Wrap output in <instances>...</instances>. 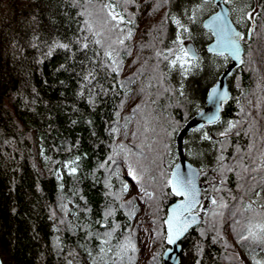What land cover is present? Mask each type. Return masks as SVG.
<instances>
[{"label":"trees","instance_id":"trees-1","mask_svg":"<svg viewBox=\"0 0 264 264\" xmlns=\"http://www.w3.org/2000/svg\"><path fill=\"white\" fill-rule=\"evenodd\" d=\"M84 2L85 0H78L79 4ZM92 2L100 3L103 0ZM156 2L157 0H137V4L141 6L138 14L134 5L129 6V12L136 14L138 27L134 28L133 39L126 42L130 46L131 55L122 53L123 77L118 79L127 83L131 78L135 83L126 91L99 97L93 109L86 98L76 95L79 81L75 72L79 68L72 71V64L69 62V70L56 71L58 65L65 62L62 50L55 51L50 57H41L36 49L26 48L25 52H20L12 44L16 40L19 47H25L21 38L27 40L33 30L39 32L43 39H47L46 32L58 38L79 35L78 24L82 22V17L78 15L80 7L71 6L72 0H0L1 264H66L70 258L66 254L70 249L76 252L73 264H88L85 248L94 250L98 242L93 237L91 243H87L84 240L86 233L77 225L90 224L93 231L97 230L99 225L95 221L101 218L105 206L109 204L117 209L114 217L109 218L110 225L114 219L120 226L116 235L123 239L127 235V229L132 228L140 247L139 225L129 217L128 210L120 207L121 201L115 199L121 188L120 179L114 177L111 180L113 188L108 190L103 183L104 170L98 168L99 161L110 153L109 144L114 142L108 129L116 126L114 122L117 119H120L123 126L125 122H129L130 116L134 117L135 124L141 125L140 138L147 135L151 140L155 135L152 132L144 133L145 116L157 133L167 126L169 118L180 120L181 129L197 109L204 106L205 89L216 82L229 63V60L220 59L219 67H216L206 59L203 70H193L184 83L189 99L195 103L187 104L184 108L176 107L166 93L157 95L155 86L151 89V97L148 96L147 89L141 92L140 89L146 86L152 76L155 63L152 58L153 49L148 45L156 37V26L164 15V9L153 12L152 5ZM241 2L264 4V0H237V3ZM208 15L210 13L202 19ZM256 16L255 25L259 28L264 21V15L256 11ZM230 18L235 19L234 16ZM196 27L198 34L195 40L185 42H191L196 49H202L201 56L212 57L206 50L212 40V37L209 38L211 33L202 35L200 33L208 31L202 24ZM166 28L165 44L174 35V25L169 22ZM155 43L156 46L163 47L158 38ZM37 47L44 51L41 45ZM243 50L249 52V55L243 57L244 62L234 68L227 79L229 97L222 105L220 119L202 128L192 129L182 140L184 158L198 169L202 165L207 166L205 174L200 176L202 193H212L211 184L208 182L216 175L212 172L217 155L216 148L219 147L215 142L223 139L217 136V132L226 126L228 120L238 122L225 142L224 155L229 162L238 146L244 154V163H248L251 156L244 149L250 137L254 153L264 143V35L255 33L251 40L243 44ZM141 70L142 74H137ZM172 76L174 83L176 74L173 73ZM60 81L64 83L61 84ZM33 89L36 90L35 93ZM130 101L137 102L134 114L132 111L126 114L125 109ZM72 105H76L79 111H74ZM137 105L142 106V111L137 110ZM117 112L121 113L119 118ZM86 119L92 121L91 126L85 122ZM73 120L76 123H72ZM125 129L124 135L128 138ZM93 131L95 136L92 135ZM204 131L209 132L211 140L199 139ZM256 137L260 140L257 141ZM175 138L176 135L172 139L171 148L172 158L176 163L178 155ZM123 139L124 136L121 142ZM132 143V140L128 141V144ZM188 147L198 149L203 156H190ZM41 150L44 155H41ZM76 154L82 156L77 176L73 177L62 169L61 180L58 182L53 171L61 167L59 161ZM53 160L57 162L53 163ZM124 167H127L126 162ZM226 175L225 185L230 192L220 193L225 203L218 224L223 242H214L210 235L201 237L196 229L205 225L199 223L180 241L179 264H194L196 257L193 245L197 241L202 248L200 264H237L233 257L239 256V252L246 255L232 230L233 220L239 218L237 202L240 198L235 187L236 180L231 173ZM124 178L128 183L137 186L142 194L153 192L154 186L147 177L141 184L125 171ZM244 182H247L246 178ZM58 183L63 187H58ZM106 191L112 194L106 196ZM156 195V200L151 196L145 199L143 197L145 214L149 216L155 233L161 228V219L166 216L167 206L175 200L171 195L163 199L159 198L158 192ZM202 198L204 201L203 195ZM133 199L136 202L133 191L125 196L126 201ZM61 204L67 206L66 211L60 207ZM130 210L136 213L137 218L139 209L136 203L134 207L130 206ZM54 237L59 239L62 247L54 248ZM156 241L159 246L157 254H161L166 246L162 241ZM155 257L149 264H162L160 255Z\"/></svg>","mask_w":264,"mask_h":264},{"label":"snow or ice","instance_id":"snow-or-ice-1","mask_svg":"<svg viewBox=\"0 0 264 264\" xmlns=\"http://www.w3.org/2000/svg\"><path fill=\"white\" fill-rule=\"evenodd\" d=\"M223 4L227 6L228 16H234V20H229L225 16L224 9L215 10L219 6L217 0H175V2L174 0H157L152 5L153 12L164 9V15L159 25L156 26V37L148 45L153 49L152 58L155 59V63L152 68V76L146 86L140 89L141 92L147 89V94L151 97V89L155 86L157 95H160L161 92L166 93L174 101L176 107L184 108L187 104L195 103L189 99L184 81L193 70H203L206 59L216 67H219L220 59L228 61L231 58L240 64L244 62L243 57L249 55V52L243 50L244 42L251 40L255 33L264 35V21L259 28L255 25L256 11H260L264 15V4L237 3V0H223ZM130 5L136 7L138 14L141 6L137 4V0H103L100 3L85 0L84 4H79L78 0H72L71 6L80 7L78 15L82 17V22L78 24L79 35H73L71 38H58L46 32L47 39H43L40 38L39 32L33 30L27 40L21 38L25 47H19L16 40L12 41L13 47H18L20 52H25L26 48L36 49L40 52L41 57H50L55 51L62 50L65 62L59 64L56 71L69 70V62L72 64V71L75 72L78 67L79 71L75 72L79 81L76 95L79 98H86L89 106L95 109L99 97L126 91L135 83L131 78L127 83L123 79H118L123 77L124 59L122 53L131 55L130 46L126 42L133 39L134 28L138 27L135 19L136 14L129 12ZM208 13H210L209 18L207 22H204L202 17ZM33 21H35V16ZM169 22L174 25V35L165 44L166 25ZM201 24L208 32L200 34L207 36L211 33L209 38H215L214 42L207 47V52L216 59L201 56L202 49L186 46V40H195L198 34L196 26ZM157 38L163 47L156 46ZM38 45H41L44 51H40ZM173 73L176 74L174 83ZM137 74H142V70ZM60 83L64 82L60 81ZM35 91L33 89L34 93ZM204 98L213 103L216 109L207 116V121L209 123L218 121L220 119L218 113L223 102L228 98V92L220 90L213 83L205 89ZM72 107L74 111H79L76 105H72ZM137 110L142 111V106L137 105ZM197 111L199 114L205 115L203 110L198 108ZM116 115L119 118L121 113L117 112ZM133 118L130 116L128 121ZM71 122L76 123L75 120ZM85 122L92 125L90 119H86ZM114 123L116 126L108 129L114 142L109 144L110 153L99 161L98 168L104 170L103 183L106 189L113 188L111 180L114 177L120 179L121 188L115 195V199L121 201L120 207L128 210V215L133 221L136 213L130 210V206H135V200H125V196L132 193L133 185L124 178L125 171L141 184L144 183L145 177L152 182L154 189L151 197L153 200L157 199V192L160 199L169 195L178 198L176 203L167 210L166 218L161 219V228L155 233L156 239L162 241L164 245L177 243L198 222L205 225L196 229L201 237L210 235L214 242L221 243L223 237L219 233L218 224L225 202L220 193L228 194L230 192L225 181L226 174L231 173L235 177V187L240 198L237 202L239 218L233 220L232 230L236 241L246 254L244 259L239 256H235L233 259L237 261V264H264V143L254 153L250 137L249 143L244 149V152L251 156L248 163H244V154L238 146L234 149L233 157L229 162L224 155L225 142L228 134L238 122L228 120L226 126L217 132V136L223 139L215 142L219 145L216 148L217 155L212 166V172L216 175L208 182L212 187V193L208 194L207 192L202 193L197 184L198 177L205 174L207 166L202 165L200 169L193 170L192 165L189 164L187 173H184L180 164L175 163L172 158V139L180 129V120L169 118L166 122L167 126L161 128L163 133L161 136L145 116L144 133L152 132L156 135L151 140L147 135H144L137 143V139L141 136V125L138 124L135 135L131 137L133 141L131 145L121 142L122 136L127 139L124 129L129 128L130 124L125 122L121 126L120 119ZM92 135H96L95 131ZM199 139L211 140L212 137L209 132L204 131ZM255 139L260 140L259 137ZM78 144L79 141H77ZM187 150L190 156H203L202 152L193 147H188ZM41 155H44L43 150H41ZM52 162L56 163L57 161L53 160ZM81 162L80 154L59 161L61 167L53 171L57 181L61 180L62 169L76 177ZM125 162L126 168L124 167ZM94 173L95 169H93V175ZM245 178L246 183L244 182ZM58 187H63V185L58 183ZM111 194L110 191L105 192L106 196ZM202 195L208 204L207 208L202 207ZM60 207L67 210L66 205L61 204ZM116 211L117 209L111 204L106 205L101 218L95 221L99 225L95 231L92 230L90 224L77 225L81 231L86 233L84 240L87 243H91L93 237L98 242L94 250L85 248L89 258L88 264H138L141 249L136 242V234L133 233V229L128 228L127 235L120 239L116 235L120 226L114 219L111 225L109 224V218L114 217ZM53 227L56 230L55 225ZM69 231H71V225ZM53 239L54 248L62 247L58 238L54 237ZM193 248L196 257L194 264H200L202 251L200 242L197 241ZM163 254L167 255V251ZM66 255L70 257L66 264H73L75 250L70 249ZM153 259L155 260L156 257L154 256ZM226 259L228 258L226 257Z\"/></svg>","mask_w":264,"mask_h":264},{"label":"water","instance_id":"water-1","mask_svg":"<svg viewBox=\"0 0 264 264\" xmlns=\"http://www.w3.org/2000/svg\"><path fill=\"white\" fill-rule=\"evenodd\" d=\"M217 3H218L219 6L216 7V11H221V9H224L225 10V13H224L225 16L229 20H231L230 16H228V13H227V6L223 4V0H217ZM208 18H209V15L206 16L203 19V21L204 22H207ZM214 39L215 38L212 37L211 42L208 43V45L206 46V50H207V47L214 42ZM247 41L248 40H246L244 43H247ZM185 43H186V46L189 47V48H193L194 47V45L191 42H185ZM239 65H240V63H237L235 60L229 58V63L227 64L226 68L220 73V75L218 76V78H217V80L215 82V84L217 85V87L220 90H222V91L223 90H226L228 92V97H229V91H228V86H227V79L231 75L233 69L236 68V67H238ZM227 100H228V98L223 102V104H225ZM201 110H203V113L205 115H201L197 111L193 116H191L185 122V124L181 127V129L176 134V138H175L176 139V150H177V155H178V161L176 163L177 164H180L181 170L184 173H187V171H188V165L191 164V163L184 158V155H183V152H182V140L185 137V135L188 134L192 129H199V128H202L204 125L211 124V123H209L207 121V116L208 115H211L216 109H215V105L213 103H210V102H208L205 99L204 106L201 108ZM221 110H222V108L220 109V111L218 113L219 117H220ZM191 165H192L193 170H197L198 169L195 165H193V164H191ZM197 184H198V187H200L201 190H202L203 189V185L200 184V176L197 179ZM177 199L178 198H175V200L173 202H171L167 206L166 214H167V210L169 208H171L174 203H176ZM201 202H202V196H201ZM207 206H208V204H207L206 201L204 203H202V207L207 208ZM165 218H166V216H165ZM198 224H199V222H198ZM197 225H193L188 230V232L192 228H194L195 226H197ZM187 233L185 234V236L187 235ZM184 237H182L177 243H175L173 245H166V247L162 251L161 257H160L162 264H179V261H180V251H181L180 241ZM165 251H167V255H164L163 254ZM0 264H1V262H0Z\"/></svg>","mask_w":264,"mask_h":264},{"label":"rangeland","instance_id":"rangeland-1","mask_svg":"<svg viewBox=\"0 0 264 264\" xmlns=\"http://www.w3.org/2000/svg\"><path fill=\"white\" fill-rule=\"evenodd\" d=\"M136 101H130L128 105L126 106V114L129 111H132V114L136 112L134 109L136 106ZM133 117V116H132ZM130 124L129 128H126V132L128 134L127 139H123V142L128 143L129 140H132V136L135 135L137 124L134 122V118L128 122ZM156 135V133H153ZM159 135H162V132H158ZM140 138V137H139ZM138 138V141H139ZM133 185V184H132ZM133 193L136 195V206L139 209V215L137 218H135V221L137 225H139L140 232L138 231L139 237H140V258L138 264H149L154 256H157V253L159 252V246L156 241L155 232L152 229V222L148 215L145 214L146 205H145V198H149L151 196V193L146 192L142 194V191L135 185H133ZM144 197V199H143ZM161 256V254H160ZM239 257L241 259H244L245 256L242 255L239 252Z\"/></svg>","mask_w":264,"mask_h":264}]
</instances>
